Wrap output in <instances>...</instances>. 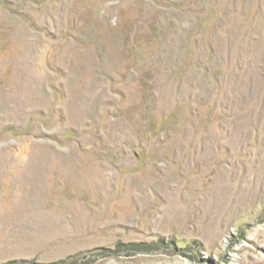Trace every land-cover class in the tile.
I'll use <instances>...</instances> for the list:
<instances>
[{
	"label": "rangeland",
	"instance_id": "374dc122",
	"mask_svg": "<svg viewBox=\"0 0 264 264\" xmlns=\"http://www.w3.org/2000/svg\"><path fill=\"white\" fill-rule=\"evenodd\" d=\"M0 264H264V0H0Z\"/></svg>",
	"mask_w": 264,
	"mask_h": 264
}]
</instances>
